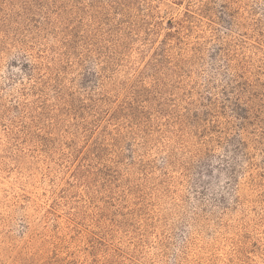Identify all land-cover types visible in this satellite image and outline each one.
<instances>
[{"label":"rangeland","instance_id":"1","mask_svg":"<svg viewBox=\"0 0 264 264\" xmlns=\"http://www.w3.org/2000/svg\"><path fill=\"white\" fill-rule=\"evenodd\" d=\"M0 264H264V0H0Z\"/></svg>","mask_w":264,"mask_h":264}]
</instances>
